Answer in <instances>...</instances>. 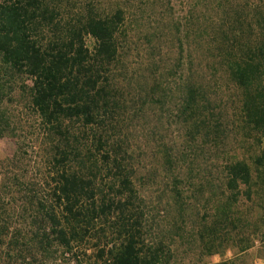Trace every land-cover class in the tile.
I'll use <instances>...</instances> for the list:
<instances>
[{
	"label": "trees",
	"instance_id": "1",
	"mask_svg": "<svg viewBox=\"0 0 264 264\" xmlns=\"http://www.w3.org/2000/svg\"><path fill=\"white\" fill-rule=\"evenodd\" d=\"M62 1L0 0V139L17 147L0 159V264H255V248L264 259V0L242 23L230 0H195L201 16L181 19L172 0H115L74 22ZM155 15L197 36V54L178 39L140 118L185 127L186 151L214 149L207 163L164 147L156 195L115 115L114 77L123 26ZM225 79L238 91L232 124L214 98ZM232 130L241 151L224 146Z\"/></svg>",
	"mask_w": 264,
	"mask_h": 264
},
{
	"label": "rangeland",
	"instance_id": "2",
	"mask_svg": "<svg viewBox=\"0 0 264 264\" xmlns=\"http://www.w3.org/2000/svg\"><path fill=\"white\" fill-rule=\"evenodd\" d=\"M259 1L260 0H256V3ZM108 2L111 4L115 2V0H63L62 5H64L66 10L64 16L72 17V19L69 18L72 20L70 22H74L76 18L86 15V5L92 4L95 8L100 7L99 10H103ZM194 2L195 0H172V6L175 7V10L171 11V13L174 12V16L177 19H181L191 11L194 12L196 16L200 17L202 11L201 9H195L192 7ZM216 2H218V0H213V4H216ZM230 2L233 5L231 7V14L233 16L235 15L236 18L233 21L237 20L242 23L245 22V20H252L250 19L251 13L256 4L253 0H230ZM216 5L218 6V4ZM256 6L258 7L259 4H256ZM206 11L207 10H205V13ZM70 13L71 15H69ZM212 13L213 21H210V19L208 21L209 23L213 22L216 26L217 21L220 22V20H217L215 12ZM238 15L241 17L239 18ZM138 21L140 23H130V21L127 20L126 25L123 26V28L125 27L124 32H122V35L120 36L121 67L117 68V73L114 74V77L116 78V86L119 88L117 98L120 100L122 108L118 109L115 115L124 127L122 133L124 135L129 134V136H132L131 140L134 144L137 159L142 164H139L138 167H140L141 171L144 167L146 168V171L149 172L148 175L150 176V179L145 182H149V185L153 186V194L156 195L160 194L165 184L168 183V179L160 175L157 177L156 169H162V161L160 158L162 153H160V151L162 152L164 147H169L176 153L186 151L185 149L188 147V142L185 134V127L182 129L176 124L172 126L162 124L159 121L158 115L155 114H152L150 117L148 115V118L144 120L140 118L141 109L144 106L142 102L144 92L145 89L149 90V87L152 86L151 84L153 82L150 83L148 78L152 79V76H155L153 70L155 69L156 64L167 63L172 67L174 66V62L178 58L180 52V42L178 39H181L184 48H186L187 45H191L193 47V53L197 54L194 49L197 36L193 33L191 36H186V30L183 26L181 30L182 33H178V31L172 27L169 18L158 19L157 15H155L154 17L147 18L145 21L139 19ZM213 28L215 29L216 27L213 26ZM238 30L240 29L235 30V32H238ZM156 33H158V36ZM244 34L246 36L242 37L252 38V31L248 32V28L244 29ZM86 41L88 45L91 47L93 46L92 38L88 37ZM211 76H213V74ZM224 85H226L227 88ZM211 86L210 89L212 90L211 95L213 98L212 82ZM220 86L217 95L214 96L215 102L219 103L223 112L224 120L227 121L228 124H232L236 119L234 114L237 112L239 105L238 91L233 88L227 79H225L224 82L223 80H220ZM125 122H127L126 125H130V128L125 126ZM228 136V139H225L224 141V146L229 150L241 151L239 145V142H241L240 135L232 130ZM198 145H202L201 142H199ZM16 148V143L13 139H0V159L13 156ZM213 150L214 149H206L203 153L200 149L197 150L196 147H194V149H188L186 154L196 155L199 162L206 161L209 163L210 159L211 161L213 160ZM1 177L2 176L0 175V181ZM258 245L259 243H257V246ZM257 253V248L251 251V256H253L255 264H264V259L259 257ZM234 256L235 252L229 249L223 255L209 257L208 261L211 263H217L224 260H230L234 258Z\"/></svg>",
	"mask_w": 264,
	"mask_h": 264
}]
</instances>
